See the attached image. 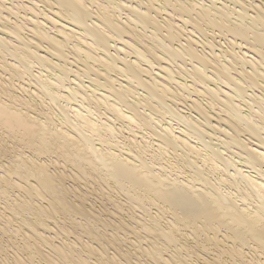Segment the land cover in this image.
Listing matches in <instances>:
<instances>
[{
  "label": "bare ground",
  "instance_id": "6f19581e",
  "mask_svg": "<svg viewBox=\"0 0 264 264\" xmlns=\"http://www.w3.org/2000/svg\"><path fill=\"white\" fill-rule=\"evenodd\" d=\"M35 263L264 264V0H0V264Z\"/></svg>",
  "mask_w": 264,
  "mask_h": 264
},
{
  "label": "rangeland",
  "instance_id": "374dc122",
  "mask_svg": "<svg viewBox=\"0 0 264 264\" xmlns=\"http://www.w3.org/2000/svg\"><path fill=\"white\" fill-rule=\"evenodd\" d=\"M98 204H99V203H97V206H98ZM97 211L99 212V210H97ZM23 229H24V228H23ZM20 240H21V238H20ZM15 242L18 243L16 238H15ZM35 264H36V263H35Z\"/></svg>",
  "mask_w": 264,
  "mask_h": 264
}]
</instances>
